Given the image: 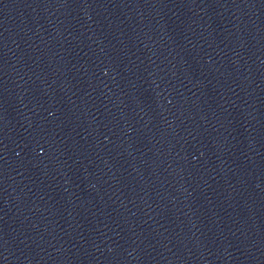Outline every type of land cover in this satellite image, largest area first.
<instances>
[{
    "label": "water",
    "instance_id": "water-1",
    "mask_svg": "<svg viewBox=\"0 0 264 264\" xmlns=\"http://www.w3.org/2000/svg\"><path fill=\"white\" fill-rule=\"evenodd\" d=\"M0 264H264V0H0Z\"/></svg>",
    "mask_w": 264,
    "mask_h": 264
}]
</instances>
